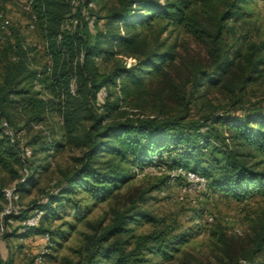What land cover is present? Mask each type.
<instances>
[{"label":"trees","instance_id":"16d2710c","mask_svg":"<svg viewBox=\"0 0 264 264\" xmlns=\"http://www.w3.org/2000/svg\"><path fill=\"white\" fill-rule=\"evenodd\" d=\"M94 1L31 0L29 24L38 40L27 39L11 25V34L0 41V164H20L16 192L23 183L34 181L28 158L36 151L44 152L52 164L55 152L65 144L83 147L76 156V166L30 204L9 213L0 211L1 222L16 216L24 219L41 210L39 223L26 228L22 223L20 232H49L55 246L56 235L65 234L52 226V221L61 216V207L71 205L75 214L83 217L94 203L108 199L152 163L165 162L169 167L199 171L208 177V189H220L235 199L264 195L263 109L245 113L219 109L196 120L188 119L187 109L173 113L149 111L136 116L125 114V110L113 113L128 84L143 85L150 74L164 71L176 58L172 47H165L161 41L141 45L138 33H131L132 27L162 18L186 26L209 42L212 66L192 68L188 80L194 92L206 82H225L234 59L227 57L223 38L230 28L228 22L245 14L242 5L247 0H117L106 14L104 28L98 25L100 15L92 5ZM74 19L76 26L72 27ZM116 46H127L126 51L137 60L127 65L122 59L103 71L97 58L113 54ZM263 48L264 41L251 44L249 58L253 62L244 81L257 78L253 72L264 61V54L256 58L253 54ZM111 86L117 87L114 100ZM179 95L184 98V92ZM11 108L29 113L27 126L47 119L50 108L60 109L63 115L60 132L37 133L25 140L32 146V154L26 159L29 172L24 179H20L24 164L21 145L11 141L3 128L5 119L14 128H21L11 122ZM30 142L40 144L34 148ZM169 179L168 173L158 177L161 183ZM1 189L0 196H5ZM85 198L92 200L90 205L80 204ZM138 218L154 220L155 216L132 205L118 211L103 228L89 235L86 255L66 264H151L148 254L170 259L183 243L201 231L200 225L193 224L170 235L148 232L135 236L129 223ZM263 245L264 223L251 248L233 264H264V257H257Z\"/></svg>","mask_w":264,"mask_h":264},{"label":"rangeland","instance_id":"374dc122","mask_svg":"<svg viewBox=\"0 0 264 264\" xmlns=\"http://www.w3.org/2000/svg\"><path fill=\"white\" fill-rule=\"evenodd\" d=\"M116 1L95 0L92 3L100 15V28L106 27V14ZM24 2L0 0V7L9 15L11 25L34 42L38 36L29 24L30 14ZM242 6L245 14L238 20L228 22L230 28L223 38L227 57L234 59L225 82L217 85L206 82L194 92L191 91L188 78L195 66L211 68L209 42L186 26L168 23L162 18L148 25L132 27L131 33H138L141 45H154L161 41L165 47H172L176 58L165 66L164 71L150 74L143 85L128 84L125 92L122 90L124 98L120 106L113 113L118 115L125 110V114L136 116L149 111L173 113L187 109L190 113L188 119L196 120L219 109L239 113L264 110V61L258 63V70L253 72L257 78L244 81V77L251 72L253 62L249 58L251 44L258 45L264 41V0H247ZM198 11L204 16L203 8ZM71 26L75 27L76 23H71ZM114 49L116 52L113 54L97 58L103 71L122 59L127 65L137 60L126 51L127 46H116ZM259 54H264V48L253 54V58ZM1 71L0 64V74ZM116 89L111 86L112 100L117 98ZM182 92L184 98H180L179 93ZM10 113L11 122L21 127L26 141L37 133L53 134L61 130L63 115L58 108H50L47 119L31 126L25 125L28 112L11 108ZM216 125L220 127L221 123ZM31 144L35 148L40 143ZM82 149V146L67 143L55 152L52 164L44 152L36 151L28 158L34 181L30 179L23 183L11 198L7 196L6 188L17 183L20 164H0V187L5 191V196H0V211L9 204L17 211L19 207L40 197L44 189L77 165L76 156L82 153ZM168 168L173 167L161 169L147 166L108 199L94 203L83 217H78L71 205L61 207V216L52 221V226L65 234L56 235L58 242L55 246L47 244L41 233L25 235L20 232L23 230L20 228L23 217L16 216L3 222L0 217V264H66L69 260L83 258L87 252L89 235L103 228L118 211L130 205L134 209H145L155 216L154 220L138 218L130 221L135 236L148 232L170 235L189 225L201 226V231L183 243L172 258L148 254L151 264H233L243 252L251 248L260 225L264 223V195L235 199L217 188L210 190L192 186L182 174L172 177L167 172ZM166 173L170 179L166 183L159 182L158 177ZM91 202V199L85 198L80 204L90 205ZM46 247L50 252L45 255L43 262L36 263V254ZM257 257H264V245Z\"/></svg>","mask_w":264,"mask_h":264},{"label":"built area","instance_id":"2783aa9c","mask_svg":"<svg viewBox=\"0 0 264 264\" xmlns=\"http://www.w3.org/2000/svg\"><path fill=\"white\" fill-rule=\"evenodd\" d=\"M23 5L25 8L29 9L31 7V0H25ZM76 21L77 19H74V23H76ZM92 22H93V19H92ZM10 25H11V19L9 15L7 14L5 10L0 8V41H4L8 37V35L11 34L12 29L10 28ZM72 87L74 89V84L72 85ZM3 128H4L5 133L9 136L11 141H18L21 145L22 159L24 161V164L21 167L22 175L20 179H24L29 172V168L26 164V159L32 154V146L25 142V137L23 136V130L22 129L18 130L14 128L13 125H11L6 119L3 120ZM147 166H150L152 168H161V169L168 167V165L165 162L148 164L145 166V168ZM167 172H169L172 175V177L176 174L177 175L182 174L192 186L206 188V189L208 187V177L194 169L185 168L183 166H175L172 169L168 168ZM15 189H16L15 184L6 188V194L9 198H11L13 195H16L17 192ZM12 210H13V207L12 205L9 204L3 209V212L9 213ZM41 212H42L41 210H35L31 212L28 216H26L22 220V223L24 225L23 228H26L27 226H30V225L38 224ZM9 220H12V218H9ZM41 235L47 241V244L52 243L49 232H44ZM46 251H47V247L43 248L41 251H39L36 254L35 256L36 263L43 262Z\"/></svg>","mask_w":264,"mask_h":264}]
</instances>
